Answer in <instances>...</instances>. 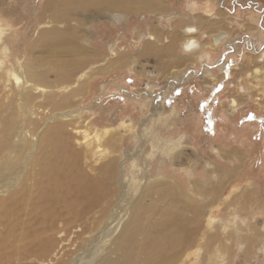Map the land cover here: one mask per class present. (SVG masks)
Returning a JSON list of instances; mask_svg holds the SVG:
<instances>
[{"label": "rangeland", "instance_id": "1", "mask_svg": "<svg viewBox=\"0 0 264 264\" xmlns=\"http://www.w3.org/2000/svg\"><path fill=\"white\" fill-rule=\"evenodd\" d=\"M72 1L77 9L64 7L59 18L51 4L66 0H0V139L14 135V147L0 152V182L12 176L32 203L40 161H54L60 135L64 173L80 175L81 166L104 176L111 193L100 205L109 211L67 214L51 233L58 239L51 253L15 264L121 262L117 243L127 224L142 231L134 264H264V0H118L104 11L94 0ZM167 9L172 15L150 14ZM132 12L140 13L124 18ZM197 13L221 14L229 27L198 42L189 23L195 32L185 48L192 38L191 50L199 43L212 51L178 74L184 79L156 78L137 56L156 40L146 23L172 29L178 16ZM44 29L53 49L76 41L92 57L80 63L79 52L39 47ZM124 52L132 53L126 66L118 63ZM62 68L77 72L64 80ZM57 123L63 127L50 135ZM114 158L112 186L98 167ZM208 187L219 188L216 199Z\"/></svg>", "mask_w": 264, "mask_h": 264}, {"label": "bare ground", "instance_id": "2", "mask_svg": "<svg viewBox=\"0 0 264 264\" xmlns=\"http://www.w3.org/2000/svg\"><path fill=\"white\" fill-rule=\"evenodd\" d=\"M74 4L72 0H66L65 6L57 3L55 5L51 4V8L53 11L57 10L56 15L60 18V16H63L62 9H64V7L71 11L79 6H75ZM93 6L96 9L101 8L100 3L97 5L92 3V7ZM89 8L88 10H90ZM44 30L46 34L42 30V37H40L37 42L39 47L48 48L49 51H54V53L56 51L58 54L62 52L65 54L79 52L82 54L81 57H83L82 59L80 58V63L92 57L91 54H83L79 47L69 48L66 49V51L57 48L56 50L53 49L54 45L47 44L48 41H50L47 39L49 37V30L47 29L48 33L46 29ZM188 31L191 34L195 32V28L191 27ZM58 41L65 40L59 38ZM63 46H66V44ZM193 46L194 39L191 38L186 44V50L192 51L191 49L194 48ZM75 72H77V70L73 71L62 68L60 75L65 76L63 79L66 80V78L75 74ZM62 127L63 124L57 123L55 128L51 129L50 135ZM11 135L14 136L13 133H9L5 137V141L0 139V152H2L4 147L11 149L14 147ZM44 139L42 142H44ZM59 139L60 135L55 136L53 139L56 145L54 148V161H51L49 157H45L40 161L41 168L38 165L40 168L37 174L38 177L34 180V187L32 189L29 188L30 192L33 191L34 199L32 203L24 192L19 189V186L14 184L15 182L12 176L0 182V264H15L17 257L25 258L31 254L42 258L46 257L48 253L53 251L58 243V239L55 237L54 233L53 235L51 234L55 230V224L63 218H66L67 214L73 218L80 219L83 216L90 215L98 207L102 208V214L109 211V208L106 207L107 204L103 206L100 205L104 197L111 193V189L107 192V179L104 176L98 178L96 174H88L81 166L78 167L80 175H78L77 172L76 174H65V150L61 148L63 146L60 145L61 147H59ZM44 152H48L47 145L44 146ZM78 154L81 155L82 159L84 158L83 152H78L77 150L75 152V158ZM116 161V158H114V161L110 159L107 163L98 167L102 172L106 170L109 177H112V186L113 183L116 182V175H118L115 171ZM66 164L68 165L67 161ZM9 167L10 169L17 170L19 168V162L16 161L13 165V162L10 161ZM112 172L113 174L110 175ZM1 192L5 193L1 194ZM178 215L179 217L183 216V213L180 211ZM184 219L185 218L178 219L180 221L179 223H183ZM177 228L180 229V227ZM141 233L140 226L131 224L125 225L120 236L123 235L126 237L128 243L123 237L118 238L117 243L119 250L124 252L123 260L118 262L106 257L105 261L100 264H134L131 261L136 251L134 247V236L140 235ZM181 237L183 236L177 237L178 241L184 239ZM25 240L30 241L25 242L24 245L21 244V247L20 243Z\"/></svg>", "mask_w": 264, "mask_h": 264}, {"label": "crops", "instance_id": "3", "mask_svg": "<svg viewBox=\"0 0 264 264\" xmlns=\"http://www.w3.org/2000/svg\"><path fill=\"white\" fill-rule=\"evenodd\" d=\"M117 1L118 0H112V2H111V0H94L92 3L95 5L100 3L101 8L96 9V10L97 11H104L106 9H111L114 6H117V4H118V2H120V0L118 2ZM139 13L140 12H132V13H129L126 16H124V18L136 17ZM159 13H161V15L163 14L165 16L172 15V14H170V13H172L171 10H168V9L166 11H162V12L157 11L156 13H150V14L155 16L157 14L159 15ZM192 16H193L192 18H188L187 16H185L188 20L182 19L183 15L178 16L176 18V20H174V22H173L174 24L172 26V29H166V30H164L162 27H160L159 23H155L154 21H151V22L148 21L146 23L148 25L147 28L150 30V34H153V36L156 38V40L154 42L149 41V40H146L145 42H143L141 48L139 50H137V56H139L140 58H144V60L146 62V63H143L144 66L149 64L153 67V69L155 71L156 78L174 79L177 77L174 80H180V78H183V77L179 76L178 75L179 73H184L183 76H186L187 73H185V72L188 70V69L186 70V68H188L187 66L189 64H191L192 62H194L198 59L200 60L202 56H204L208 52L212 51L213 45H209V46L200 45L198 47L199 43H198L197 47L195 49H193L192 51L186 50L185 41L189 37L190 32L188 31V29L191 28V27H189V28L187 27L188 25H190L189 23H193L195 21V24H196L195 26H196L198 32H196V34H193V35L197 40H198V38H200L202 35H204L206 33L216 34V33H219L222 31L220 29L226 28V26H227V28L229 27L227 20L221 14L219 16L220 17L219 19L218 18H212L210 16H205L204 14H201V13H197V14L192 15ZM197 16L204 17L205 19L199 21V20H197ZM151 26H152V28H151ZM192 28H194V27H192ZM164 37H167L168 40L164 41V39H163ZM68 40L69 39H66V41H68ZM198 42H199V40H198ZM66 46L71 47V48H73V47H79L81 49L84 48L80 44H77V42L71 43L70 45H66ZM235 51L236 50H234L233 52H230V53L232 54ZM128 55H132V53H129ZM128 55H127V52H124V54L119 57L118 63H123V66H126V64H127L126 60H127ZM131 60H134V57L131 58L129 61H131ZM148 61H153V64L148 63ZM113 62H115V61L113 60ZM243 65L245 68L248 66L246 61ZM222 69H223V67H222ZM133 70L135 72H137V70L135 68H133ZM178 70H183V71L179 72ZM225 75H226V73H225ZM206 186L207 185H205L203 187H206ZM199 187H201V186H199ZM210 187H212V186H210ZM217 188L218 187H216L215 189H211L208 187L207 192L205 190H203V191L206 192L205 194H208L210 192L213 193L214 198L216 199L217 195H215V194L219 189V188L218 189Z\"/></svg>", "mask_w": 264, "mask_h": 264}]
</instances>
